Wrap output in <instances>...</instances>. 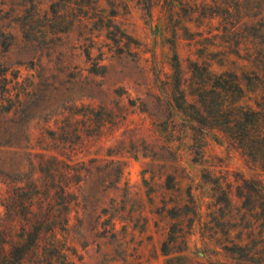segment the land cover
I'll return each mask as SVG.
<instances>
[{
	"label": "rangeland",
	"instance_id": "rangeland-1",
	"mask_svg": "<svg viewBox=\"0 0 264 264\" xmlns=\"http://www.w3.org/2000/svg\"><path fill=\"white\" fill-rule=\"evenodd\" d=\"M263 75L264 0H0V264H260L264 173L189 105Z\"/></svg>",
	"mask_w": 264,
	"mask_h": 264
},
{
	"label": "trees",
	"instance_id": "trees-1",
	"mask_svg": "<svg viewBox=\"0 0 264 264\" xmlns=\"http://www.w3.org/2000/svg\"><path fill=\"white\" fill-rule=\"evenodd\" d=\"M174 61L176 71L179 72L177 54L174 55ZM211 78L216 80L212 82L211 89L208 90L205 86L196 88L197 105H189L197 115L196 121L201 125L198 130L203 133H210L213 130L222 132L231 146L240 151L252 167L264 173V94L255 102L254 107L247 106L240 103L245 97V90L236 76L229 80H224L223 76H215V78L211 76ZM257 80L259 84H264V75L257 76ZM218 89L224 90L225 94L218 93ZM250 184V181L244 180L238 195L241 199L245 198L246 207L256 209L257 219L264 235V181L258 180L252 188ZM254 195L257 197L256 201H253ZM40 231L38 226L31 230L30 242L12 254L11 264L21 263L37 242ZM234 245L236 249L234 253L242 257L245 263L259 257V263L264 264V255L257 254V248H252L249 243Z\"/></svg>",
	"mask_w": 264,
	"mask_h": 264
}]
</instances>
